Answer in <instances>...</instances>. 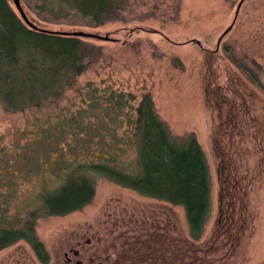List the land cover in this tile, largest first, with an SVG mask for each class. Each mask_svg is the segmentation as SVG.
Listing matches in <instances>:
<instances>
[{"label":"rangeland","instance_id":"374dc122","mask_svg":"<svg viewBox=\"0 0 264 264\" xmlns=\"http://www.w3.org/2000/svg\"><path fill=\"white\" fill-rule=\"evenodd\" d=\"M19 2L34 29L94 37L79 39L86 69L59 101L24 111L0 103V211L10 224L39 210L38 194L65 165L95 157L98 139L133 160L121 139L145 95L175 140L195 136L211 184L210 216L192 241L180 206L97 179L87 206L35 221L46 264H64L70 249L95 264H264V0H114L97 20ZM111 94L126 105L108 110ZM0 264L42 263L19 241Z\"/></svg>","mask_w":264,"mask_h":264},{"label":"trees","instance_id":"16d2710c","mask_svg":"<svg viewBox=\"0 0 264 264\" xmlns=\"http://www.w3.org/2000/svg\"><path fill=\"white\" fill-rule=\"evenodd\" d=\"M42 1V9L52 11L62 3L97 20L114 0ZM84 54L85 46L78 38L31 30L6 0H0V103L6 109H39L45 103L59 101L64 91L73 88L76 78L84 73ZM110 97L108 110H119L127 103L121 95ZM134 111L130 136L121 139L125 147L133 150V160L121 161L116 153L120 148L106 151L103 141L98 139L95 157L65 165L59 184L38 194L39 210L31 212L18 226L9 223L5 210L0 211V250L25 241L37 258L47 263L48 256L36 239L35 221L81 210L92 201L95 182L100 178L141 196L180 206L189 238L192 241L201 238L211 211L210 175L204 152L193 135L180 141L171 136L155 114L148 95L143 96ZM74 119L71 123H75ZM82 125L77 128L86 133L88 126ZM89 140L80 142L87 147ZM102 149L105 152L100 154Z\"/></svg>","mask_w":264,"mask_h":264},{"label":"flooded vegetation","instance_id":"af4514ba","mask_svg":"<svg viewBox=\"0 0 264 264\" xmlns=\"http://www.w3.org/2000/svg\"><path fill=\"white\" fill-rule=\"evenodd\" d=\"M35 235H36V233H35ZM36 239H37V241L38 242H40L39 240H38V238H37V236H36ZM41 243V242H40ZM90 243V241L89 240H87L86 241V244H89ZM42 244V243H41ZM14 245V244H13ZM42 246H43V244H42ZM43 248H44V246H43ZM5 249V248H4ZM3 250V249H2ZM1 251V250H0ZM44 251L46 252V250H45V248H44ZM70 253H71V255L73 256V258H71V257H69L68 256V254L66 253V254H64V264H95L94 262H95V256L93 255V254H89V255H82L81 256V258H80V253L78 252V250H74V249H70V251H69ZM34 253V252H33ZM46 254H48L47 252H46ZM35 255V254H34ZM36 256V255H35ZM48 256V255H47ZM37 257V256H36ZM38 259V258H37ZM39 260V259H38ZM108 260H109V258H105V260H104V263H108ZM40 261V260H39ZM85 262V263H84ZM40 263H42V264H46V263H43V262H41L40 261ZM104 263H102V262H100V263H98V264H104ZM117 264V263H116Z\"/></svg>","mask_w":264,"mask_h":264},{"label":"water","instance_id":"95a60500","mask_svg":"<svg viewBox=\"0 0 264 264\" xmlns=\"http://www.w3.org/2000/svg\"><path fill=\"white\" fill-rule=\"evenodd\" d=\"M12 4L14 5V8L16 9V11L18 12L20 18L22 19V21L31 29H34V26L27 20L19 0H11ZM65 36H71V37H76L78 39L80 38H92L94 37L92 34H88V33H84V32H74V33H63Z\"/></svg>","mask_w":264,"mask_h":264}]
</instances>
